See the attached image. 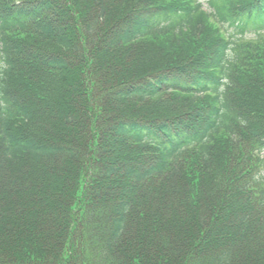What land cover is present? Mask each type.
Segmentation results:
<instances>
[{"label":"trees","instance_id":"1","mask_svg":"<svg viewBox=\"0 0 264 264\" xmlns=\"http://www.w3.org/2000/svg\"><path fill=\"white\" fill-rule=\"evenodd\" d=\"M207 5L0 0V264H264V0Z\"/></svg>","mask_w":264,"mask_h":264},{"label":"rangeland","instance_id":"2","mask_svg":"<svg viewBox=\"0 0 264 264\" xmlns=\"http://www.w3.org/2000/svg\"><path fill=\"white\" fill-rule=\"evenodd\" d=\"M198 1L201 2V3L204 5V7H205L206 10L208 9V5H207L208 0H198ZM263 36H264V33H263ZM263 36H262V37H263ZM254 37H256V34H255V33H249V34L247 35V38H248V39H252V38H254Z\"/></svg>","mask_w":264,"mask_h":264}]
</instances>
